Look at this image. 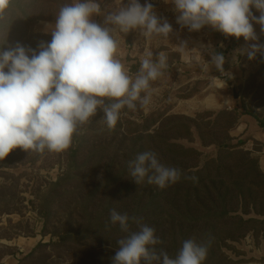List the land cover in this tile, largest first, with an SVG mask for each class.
Returning a JSON list of instances; mask_svg holds the SVG:
<instances>
[{"label":"rangeland","instance_id":"rangeland-1","mask_svg":"<svg viewBox=\"0 0 264 264\" xmlns=\"http://www.w3.org/2000/svg\"><path fill=\"white\" fill-rule=\"evenodd\" d=\"M145 1L139 0L141 5ZM99 3L111 12L128 0ZM40 9H28L32 19ZM46 12L49 17L56 13ZM154 12L172 26L169 38L146 39L138 29L131 30L130 46L129 33L118 34L117 55L130 74L138 71L149 50L154 58L159 52L168 57L164 76L152 84L155 91L148 108L125 109L113 129L107 128L98 109L64 152L16 148L0 161V264H112L117 241L128 235L111 224L112 209L142 218L162 241L156 248L170 257L186 239L211 238L203 264H264V189L255 193L249 187L264 173V127L246 114L264 119V56H247L249 45L264 44V37L245 42L215 31L205 35L203 29L181 27L175 10ZM14 14L9 10L4 23ZM29 23L24 22L26 35L20 44L38 51L41 42L51 41L47 31L55 20ZM13 31L0 30V43L6 36L3 50L16 45L20 35L10 38ZM182 42L188 48L183 52ZM213 53L224 55L223 71L211 63L202 70ZM185 125L191 132L187 138ZM82 140L87 143L82 145ZM149 150L161 163L180 169L181 179L164 189L149 185L147 178L136 184L128 162ZM228 152L233 157L224 159ZM252 158L257 162L249 165ZM211 159L232 169L223 174L228 187L236 188L238 178H247L243 186L225 197L226 192L214 185L216 176L209 174L217 171ZM250 171L255 173L248 179ZM137 230L130 222V231Z\"/></svg>","mask_w":264,"mask_h":264},{"label":"clouds","instance_id":"clouds-1","mask_svg":"<svg viewBox=\"0 0 264 264\" xmlns=\"http://www.w3.org/2000/svg\"><path fill=\"white\" fill-rule=\"evenodd\" d=\"M13 0H0V22L7 19ZM181 27L199 31L209 26L225 37L258 41L253 23L264 33V0H171ZM149 2L128 0L116 11L107 12L101 25L94 17L103 15L99 0H72L59 8L50 42H41L38 51L19 43L3 50L0 43V161L16 148L26 152L62 153L80 129L91 122L98 109L108 129H113L124 110L146 109L153 102V82L168 68V57L151 50L141 59L134 74L118 58V34L139 30L146 39L169 38L172 26L153 11ZM252 8L260 12L256 17ZM187 48L186 42L179 45ZM264 56V44L251 43L247 56ZM223 54L211 55V62L223 71ZM126 114V113H125ZM136 184L147 178L149 185L164 189L181 179V170L161 163L154 151H144L128 162ZM192 179H195L192 177ZM130 198V197H129ZM110 222L128 233L117 241L112 264H203L211 238L195 237L182 242L173 258L156 245L162 243L155 229L142 218L110 211ZM130 222L137 231H130Z\"/></svg>","mask_w":264,"mask_h":264},{"label":"trees","instance_id":"trees-1","mask_svg":"<svg viewBox=\"0 0 264 264\" xmlns=\"http://www.w3.org/2000/svg\"><path fill=\"white\" fill-rule=\"evenodd\" d=\"M67 0H53V1H44V0H29L28 3H23V0H13L12 4H11V7L9 8V10H13V12L15 13L14 16H11L10 18V21H7L6 23L4 22H0V30H10L11 28H14V31L11 33V37L12 39H14L16 37V34H19L20 36L16 39V44L17 43H21V40L24 38V36L26 35V27L24 25V22L26 21H29L30 25H33L35 22L39 21V20H47V21H52V20H56V14L58 13L59 11V8L64 5V4H67ZM30 8H41L40 12H42L40 15H38L36 18H33L32 19V13H29L28 12V9ZM51 10L52 9V12L55 11V15L53 16H48L46 15V10ZM8 10V11H9ZM19 13H21V15L23 16H18ZM31 14V15H30ZM29 25V26H30ZM2 28V29H1ZM44 38H47L49 39V36H42ZM9 38V39H10ZM10 42V40H9ZM133 41H132V32L130 31L129 32V37H127V44L128 45H132ZM16 46V45H15ZM15 46H12V48H14ZM25 46V45H24ZM37 50L36 47H34V50ZM252 77L255 76V74L251 75ZM251 78V77H250ZM223 113H219L218 116L222 115ZM246 114H249L251 116H254L258 119V121L260 122L261 126L264 127V119H261L259 117V115L257 114H252V113H249V112H246ZM147 128V127H146ZM185 132H186V135L185 137L187 138L191 132H190V126L188 127V125H185ZM188 135V136H187ZM150 136V135H148ZM86 141L82 140V145L85 143ZM87 143V142H86ZM146 150V145L144 144V146L142 147ZM106 149V148H105ZM143 150V149H142ZM104 151V149H103ZM102 151V152H103ZM73 152V155L76 154L78 151L77 149L75 150H72ZM185 153V152H183ZM229 154L225 155L224 159H227V158H231L233 157V153L232 152H228ZM187 154V153H186ZM118 159V158H117ZM117 162V161H116ZM210 163H213L214 166L216 167L217 171L214 173L213 171L209 172L210 176H216L214 179V185L217 187V189L221 192H226V196L230 193V192H235L236 190H238V187L239 186H243V185H240V184H244L245 180H247V178L243 179V178H238L237 180V187L236 188H230L228 187V184L230 183L229 180L225 179L223 177V174H227L228 172H231L232 169L227 167V168H224L222 163L220 164V162H218L216 159H211L209 161ZM257 162V158L255 159H250L248 160V164H255ZM218 163V164H217ZM257 169V167H256ZM201 172V171H200ZM182 173V172H181ZM253 173H255L254 171H250L249 174H248V179L250 178V176L254 175ZM258 179H262V181L260 182V184H257V180ZM235 181V180H234ZM249 187L253 190H251V192H257L259 189H264V173H262L261 175L257 176L256 177V180L252 181L249 183ZM236 189V190H235ZM258 193V192H257ZM239 195V194H238ZM241 199H245V196H242L241 195ZM198 202L200 200H197ZM226 214H228L227 212L225 213V217H226ZM264 214V212H263ZM174 217V216H173ZM243 221V224H248L250 221L252 220H242ZM255 222V221H254ZM212 243V242H211ZM205 264V263H204Z\"/></svg>","mask_w":264,"mask_h":264},{"label":"crops","instance_id":"crops-1","mask_svg":"<svg viewBox=\"0 0 264 264\" xmlns=\"http://www.w3.org/2000/svg\"><path fill=\"white\" fill-rule=\"evenodd\" d=\"M146 2V1H145ZM149 3H151L154 7H153V11H164V10H174L175 9V6L174 4L171 2V0H150V1H147ZM104 14L103 15H100V16H96V19H97V23H100L101 25H103L104 23V19H105V15L107 14V12L105 10H103ZM252 12L253 14L256 16V17H259L260 15V12L257 11L255 8H252ZM179 15L178 12H176V17ZM253 27H254V31L258 37V40L261 39V37H264V33H259L258 31V28L259 26L256 24V23H253ZM53 26L51 27L50 30H48V34L51 35V30H52ZM203 29V32L205 33V35H207L208 32L210 31H215V32H218L220 34L223 35V37L225 36L223 33L217 31V30H214L212 29L211 27L209 26H205ZM211 35V34H210ZM226 38V37H225ZM235 38V37H234ZM243 39V37H241ZM237 39V38H236ZM122 40V39H121ZM239 40V39H237ZM245 41V40H244ZM246 42V41H245ZM250 42V41H248ZM121 43L124 44V40L121 41ZM124 47V45H123Z\"/></svg>","mask_w":264,"mask_h":264},{"label":"water","instance_id":"water-1","mask_svg":"<svg viewBox=\"0 0 264 264\" xmlns=\"http://www.w3.org/2000/svg\"><path fill=\"white\" fill-rule=\"evenodd\" d=\"M236 97H238V94H236Z\"/></svg>","mask_w":264,"mask_h":264}]
</instances>
